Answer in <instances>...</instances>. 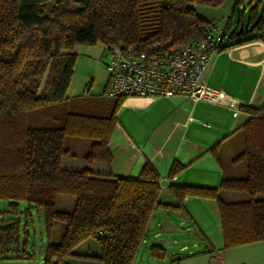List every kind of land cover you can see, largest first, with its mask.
Masks as SVG:
<instances>
[{
    "label": "trees",
    "instance_id": "16d2710c",
    "mask_svg": "<svg viewBox=\"0 0 264 264\" xmlns=\"http://www.w3.org/2000/svg\"><path fill=\"white\" fill-rule=\"evenodd\" d=\"M223 1L0 0V200L12 210L19 202L41 207L48 237L55 223L63 224L58 241L48 238L42 264H69L67 259L77 255L102 264H131L154 209L177 208L188 196L214 199L225 248L264 242V103L239 106L249 117L239 128L243 146L233 160H243L245 174L223 177L216 187L169 183L177 204H166L159 200L158 171L148 160L137 176L95 173L89 166L111 161L108 142L124 98H107L106 92L99 98L66 96L75 45L145 49L161 41L177 47L203 37L211 24L196 6ZM241 1L235 0L233 10ZM248 11L247 26L239 17L234 31L223 29L221 50L253 39L264 42V12L258 3ZM68 137L90 140L80 155L85 167L62 166L64 157L76 156L66 145ZM210 151L215 155V146ZM183 168L173 161L168 177ZM219 189L247 196L225 200ZM60 194L74 196L70 210L56 209ZM19 236L18 219L0 222V253ZM87 238L96 241L99 253L73 252ZM150 250L158 257L164 252L157 245Z\"/></svg>",
    "mask_w": 264,
    "mask_h": 264
},
{
    "label": "crops",
    "instance_id": "0c3cea01",
    "mask_svg": "<svg viewBox=\"0 0 264 264\" xmlns=\"http://www.w3.org/2000/svg\"><path fill=\"white\" fill-rule=\"evenodd\" d=\"M73 51L76 59L66 89L68 100L103 96L107 84V72L100 61L103 45L77 44ZM203 75L234 101L215 105L185 96L126 97L117 109L108 142L112 159L91 163L92 171L137 176L148 160L158 171L160 194H168V204H177L169 183L216 187L223 177L243 176L245 163L233 158L242 149L239 128L249 115L239 106L264 103V42L253 39L229 45L211 59ZM68 158L62 162L68 163ZM173 161L184 168L169 178ZM219 195L225 200L247 196L224 189H219ZM151 245L164 248L161 257L151 253ZM213 252L227 264H264V242L225 248L214 199L188 196L177 208L154 209L131 264H207Z\"/></svg>",
    "mask_w": 264,
    "mask_h": 264
},
{
    "label": "built area",
    "instance_id": "2783aa9c",
    "mask_svg": "<svg viewBox=\"0 0 264 264\" xmlns=\"http://www.w3.org/2000/svg\"><path fill=\"white\" fill-rule=\"evenodd\" d=\"M224 40L223 29L210 24L203 37L177 47L161 41L145 49L135 44L104 46L100 60L107 72L106 96L149 99L185 96L193 102L215 105L233 102L229 94L211 86L203 75L211 59L221 51ZM207 264L227 263L213 252Z\"/></svg>",
    "mask_w": 264,
    "mask_h": 264
},
{
    "label": "rangeland",
    "instance_id": "374dc122",
    "mask_svg": "<svg viewBox=\"0 0 264 264\" xmlns=\"http://www.w3.org/2000/svg\"><path fill=\"white\" fill-rule=\"evenodd\" d=\"M248 1L242 0L240 6L235 10H233L235 0H224L217 6L198 4L196 6V12L211 22V24L218 28H225L230 33L238 25L237 20L239 17L242 18L243 24L247 26L248 9L253 3H258L259 12H264V0H253L252 3ZM73 140H75V144H73ZM65 142L66 145L71 144L70 147H72L76 156L66 159L69 161L68 163L63 161L62 166L74 167L75 169L85 166L86 163L80 155L85 151L90 140L68 137ZM166 198H169L167 193L163 192L160 194V202L168 204L169 202ZM74 199V196L71 195H58L55 204L56 209L70 210L73 206ZM10 219H18L20 221L19 242L0 253V264H42L44 249L48 238L52 241H58L63 231V224L55 223L50 237H48L41 207L31 205L27 202H19L17 209L12 210L8 207L7 201L0 200V222H6ZM73 252L77 254L96 255L99 253V248L93 238H87L79 243L73 249ZM67 262L69 264H102L98 259L81 255L69 257Z\"/></svg>",
    "mask_w": 264,
    "mask_h": 264
}]
</instances>
